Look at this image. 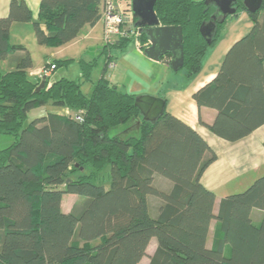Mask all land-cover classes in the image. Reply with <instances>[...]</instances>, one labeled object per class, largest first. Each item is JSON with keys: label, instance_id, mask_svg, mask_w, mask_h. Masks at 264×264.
<instances>
[{"label": "trees", "instance_id": "1", "mask_svg": "<svg viewBox=\"0 0 264 264\" xmlns=\"http://www.w3.org/2000/svg\"><path fill=\"white\" fill-rule=\"evenodd\" d=\"M235 7V15L217 23L209 45L200 27L211 19L213 5L157 0L161 25L183 29L181 70L189 76L201 72L229 19L247 11L243 0ZM103 10L104 0H42L33 21L25 0H12L9 14L0 18V59L13 67L0 72V135L14 137L0 150V264H140L146 256L149 264H264V175L245 191L223 198L215 211L216 195L201 177L217 154L189 125L167 111L155 122L144 120L137 96L121 92L105 76L85 93L83 81H91L96 66L92 62L80 61L81 80L47 76L37 91L44 76L34 80L29 75L33 59L26 47L11 43L13 24L32 23L37 43L56 48L95 26ZM261 10L248 12L250 32L232 45L214 80L194 94L199 108L217 111L208 129L229 142L264 125ZM136 21L131 30L124 23L126 35L106 42V51L133 33L145 50L150 39ZM72 62L54 59L45 69ZM48 104L69 113L28 122L30 112ZM137 119L136 135L119 131ZM107 173L109 188L103 182ZM160 179L171 187H163ZM65 194L81 198L68 213L62 208ZM254 209L263 212L259 224ZM153 239L157 246L149 256Z\"/></svg>", "mask_w": 264, "mask_h": 264}, {"label": "crops", "instance_id": "2", "mask_svg": "<svg viewBox=\"0 0 264 264\" xmlns=\"http://www.w3.org/2000/svg\"><path fill=\"white\" fill-rule=\"evenodd\" d=\"M11 2L12 0H0V18L9 14ZM25 2L31 10L33 21H37L42 0H25ZM116 2L120 11L126 16V22H131L132 19L127 14L128 8L122 7V3L129 4L131 0H116ZM252 26L253 23L245 11L236 20L231 21L216 45L208 50L201 72L194 76H189L182 70L175 72L171 69L170 59L168 60L167 57L158 62L151 60L144 50L140 49L136 36L123 42L121 46L114 47L109 52L106 51L103 20L95 26L85 27L79 37L71 43L56 48L41 46L37 43L32 23H15L11 29V43L24 46L31 53L33 67L29 70V75L34 80L45 75L50 76L52 80L62 77L81 80L80 61L83 60L96 63V66L92 71L91 81H83L82 89L90 82L92 83L91 92L94 84L105 76L121 92L134 94L137 97L152 96L163 99L165 111L197 131L217 154V160L205 170L201 177L202 184L216 195L215 211H217L223 198L245 191L259 178L257 175L264 173V125L237 142L219 138L207 127L214 122L217 111L209 107L199 108L194 94L214 80L229 49L236 41L248 34ZM109 58L111 59L108 60ZM54 59H72L73 64L70 63L64 67L65 71L60 74L59 68L45 72V66ZM107 61H111L113 66L110 67V63L106 66ZM74 63L78 64L79 68H76ZM12 68L8 60L0 59V72H7ZM55 75L72 76L55 77ZM75 75L80 76H76L77 79L71 78ZM62 109L65 111L47 112L36 118L47 116L49 113L60 115L69 113L68 109ZM119 131L136 135L139 132V126L133 121L121 127ZM160 180L164 183L163 187H171L170 181ZM80 200L81 198L75 194H65L62 200L63 211L70 212ZM252 217L254 222L259 224L263 212L254 209ZM214 224L211 226V240ZM155 243L157 246V242ZM146 258L147 263L144 262ZM149 262L146 256L140 264H149Z\"/></svg>", "mask_w": 264, "mask_h": 264}, {"label": "water", "instance_id": "3", "mask_svg": "<svg viewBox=\"0 0 264 264\" xmlns=\"http://www.w3.org/2000/svg\"><path fill=\"white\" fill-rule=\"evenodd\" d=\"M157 0H131V11L133 18H136L135 27L143 30L150 39L149 46L144 53L154 61H161L166 56H171L169 65L175 72L184 66L183 29L181 26H163L155 11ZM237 0H205L207 6L213 5L217 8L221 20L218 21L216 14L211 16L210 21L204 22L200 27L203 38L209 45L212 44L216 32L217 23H223L229 16L237 13L235 4ZM264 0H243L244 7L249 13H256L261 10ZM46 75L37 91L45 86ZM136 107L144 120L155 122L165 111V101L152 96H140L136 98ZM138 126L141 120H134Z\"/></svg>", "mask_w": 264, "mask_h": 264}, {"label": "rangeland", "instance_id": "4", "mask_svg": "<svg viewBox=\"0 0 264 264\" xmlns=\"http://www.w3.org/2000/svg\"><path fill=\"white\" fill-rule=\"evenodd\" d=\"M122 7L123 8H128L127 10H128V12H127V14L129 15V17H130V19H132L131 20V22H128L126 25H125V29H127V30H131V29H133V27H134V23H133V16H132V11H131V5L130 4H125V3H122ZM125 10V9H124ZM243 11H240L239 12V14L237 15V16H235V17H231L230 19H229V21L226 23V25H225V27L224 28H226L227 26H228V24L231 22V21H234V20H236L237 18H238V16H240L241 15V13H242ZM245 12H247V11H245ZM247 14H248V12H247ZM264 15V9L263 10H261V13H260V18L262 17ZM127 19V18H126ZM225 30V29H224ZM216 45V44H215ZM214 45V46H215ZM73 64V63H72ZM74 64H76V63H74ZM76 68H79L78 67V64H76ZM65 69L66 68H59V71H58V73L60 74V73H62V72H64L65 71ZM182 71H184V70H182ZM57 76H59V77H61V76H68V77H70V76H72V75H55V77H57ZM76 76H80V75H75L74 77H71V78H74V79H77V77ZM58 77V78H59ZM90 86H92V83H87V84H85V86H84V89H83V91L86 93V91H88L87 93L89 94L90 93ZM60 109V110H59ZM53 111H57V112H64L65 110H63L62 108H57V107H55V108H53V106L51 105V104H48L47 106H45L44 108H38V109H36V110H34V111H32V112H30L29 113V120H28V122H30V121H33L34 119H36V117H38V116H41V115H43V114H45V113H47V112H53ZM115 131H117V130H113L112 132H111V134H116L117 132H115ZM13 141H14V137H12V136H10V135H0V150L1 149H4V148H6V147H8L9 145H11L12 143H13ZM264 175V173H261L260 175H257V177H261V176H263ZM104 184H106V186L109 188L110 187V177H109V174L107 173L106 174V176H105V179H104ZM151 212H153L152 211V209H151ZM156 239H153L152 240V242L150 243V245H149V248H148V255H151L154 251H155V249H156ZM144 262L145 263H147L148 262V260H147V258L146 259H144Z\"/></svg>", "mask_w": 264, "mask_h": 264}, {"label": "built area", "instance_id": "5", "mask_svg": "<svg viewBox=\"0 0 264 264\" xmlns=\"http://www.w3.org/2000/svg\"><path fill=\"white\" fill-rule=\"evenodd\" d=\"M104 34L106 42H114L120 36L126 35L121 26L126 23V16L120 11L116 0H104L103 10ZM137 37L136 33H133ZM138 41V40H137ZM113 64L110 65L112 67ZM54 69L52 66L51 70ZM48 70L45 69V72ZM78 121L82 120L81 116H76Z\"/></svg>", "mask_w": 264, "mask_h": 264}, {"label": "flooded vegetation", "instance_id": "6", "mask_svg": "<svg viewBox=\"0 0 264 264\" xmlns=\"http://www.w3.org/2000/svg\"><path fill=\"white\" fill-rule=\"evenodd\" d=\"M215 7V6H214ZM214 14H216L217 15V17H218V21L219 20H221V16L218 14V12H217V8L215 7V10H213V13H212V15H214ZM211 15V16H212ZM210 21V20H209ZM168 58L170 59L171 58V56H168Z\"/></svg>", "mask_w": 264, "mask_h": 264}]
</instances>
